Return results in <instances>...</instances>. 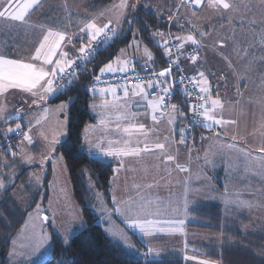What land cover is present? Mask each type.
I'll return each mask as SVG.
<instances>
[{"label":"rangeland","instance_id":"1","mask_svg":"<svg viewBox=\"0 0 264 264\" xmlns=\"http://www.w3.org/2000/svg\"><path fill=\"white\" fill-rule=\"evenodd\" d=\"M24 2L25 0H19V5L22 7ZM92 2L93 0H42L39 8L29 12L26 17V24L0 19V54L11 59H22L25 62H29L31 60L29 58L30 55L32 56V53L35 52L38 41L43 37L44 29L50 28L41 23L43 22L41 20L42 15H49L54 17V19L59 18L57 24L62 27L57 30H66L68 36L74 37L71 42L66 40L63 47V51L69 53L67 59L72 60L79 57L78 49L81 44L88 43L86 35H83L82 38L77 37H81L80 28L89 21L95 22L99 27H103L104 24L111 20L113 21L111 27H115L118 33L123 27L124 18L131 12V7L137 4L146 5L154 10L165 24L170 16L174 17L173 22L182 24H179L181 30L180 33L175 34L176 37L193 35L203 45L202 48L200 47L202 51H199V55L202 52V57L207 59L202 64L205 67L202 71L205 72L209 82L211 78L225 81L229 77L239 80L244 77L245 79H250L255 85L249 87V99L248 97L246 98V103L237 108V123L232 127V130L238 128V133L242 131V138L239 134L238 136H229L233 140L232 144L236 145L233 149L241 148L242 150L243 146V150H248L249 154H245L243 151L240 153L245 154L243 158L238 156L237 160L232 159L231 161H235L240 167L235 172V169L230 166L227 171L236 174L242 172L244 175H248L250 179L257 178L261 183L257 184L249 180L248 185L250 187L244 191L247 195L245 197L243 192L239 193V195H243L242 197L234 192L235 184L233 185L232 183L226 185L229 187L230 192L227 191L222 194L218 192V198L217 195H211V199H208L204 194L208 196L212 192L203 191L204 197H201L200 202L217 203L224 209L234 208L249 215L254 227H264V157L259 152L261 148H264V84L257 87L255 81V78L256 80H264V63H262L264 62V55H262L264 53V41L261 38L262 34H264V0H232L233 9L225 13L209 8L208 0H202L201 6L196 9L189 8L181 0H125L128 7L121 9L119 5L122 0H113L98 12L89 13L87 12V7ZM6 3L7 0H0V9H3ZM121 12L124 13L123 16H121ZM156 32L162 33V30H153L152 36ZM200 33H205L206 35L201 36ZM108 34L112 35L111 32ZM136 34L134 29V38L126 47L121 49L123 52L121 50L118 51L112 61L113 67L120 66L117 60L120 62L124 60L141 61L145 62V65L150 66L151 62L147 61L144 53V49H148V47L143 39L136 36ZM154 40L158 42L159 37H155ZM221 41H223V47H221ZM190 44L187 43L185 46ZM131 45H138V47H131ZM12 52L15 53L14 56H8ZM221 62L233 64L229 66V71H222V68H225L226 65L219 66L221 70H218L213 65L218 66ZM78 68H75L73 72ZM197 71L199 70L196 69ZM53 87H56V80ZM89 89L91 91V87ZM246 89L248 90V87ZM21 91L11 90L6 94H0V107L6 109L8 114L11 113L16 105H18L20 112L15 114L23 113L21 120H18L17 123L21 125L19 137L14 143L17 156L22 164L32 167L28 177V184L30 183L33 188L41 185L46 171V163L49 161L51 162V174L48 182V200L44 202L41 194L34 206L28 211L21 227L11 240L8 258L10 264H42L52 256L51 230L65 243L85 226L79 207L72 196L63 157L60 153L52 150L53 139L56 138L61 141L66 136H61L60 133H66L67 113L71 100L56 103L47 101L52 99L53 96L45 98L38 104H33V99L39 101V97L43 95V89L35 90L37 91L36 97H32L30 93H26L23 90ZM257 92L260 93V98L256 96ZM91 93L93 94L92 91ZM110 95L111 93L108 92L107 97ZM107 97L101 93L100 96L91 98L88 101V110L95 120L87 124L93 126L92 128L86 131L85 126L83 129L84 136H87L88 147H92L93 153L97 155H101V153L96 145L99 144L100 147L107 146V142L112 141L114 138L112 135L116 126L112 124L115 119H113L111 114L116 112L118 108L114 102L115 99L117 98L116 101L120 102L119 99L123 98ZM105 101L108 102V107L106 108L102 107ZM255 101L259 103V108L255 109L252 107L253 104L251 103ZM127 104L124 101L122 105L126 106ZM61 105H65V107L62 108ZM170 105H175V103H170ZM102 119L105 120L104 124L100 123ZM2 121L6 120H0V122ZM16 125L12 126L9 124L3 127L0 130V136L2 135L4 139H7L9 134H4L6 129L9 127L15 128ZM183 126L184 123L182 128ZM24 133H27L31 138V143L25 139ZM180 140L181 135L179 134ZM32 143L38 145V154H34L29 148ZM227 156L230 159V153ZM29 158L31 163L27 162ZM4 163L5 161L2 160V164ZM13 177L14 174L10 173L8 174L9 182L2 181L5 187L13 182ZM5 187L0 188V195ZM94 191L92 206L97 214L98 223L111 240L119 242L126 250L139 253L146 259L159 258L163 251L174 250L182 253L186 263L220 264L217 261L194 253L193 248L188 249L190 244H207L214 239V236L207 231L186 227L188 215L187 212L185 214V209H183L185 207L183 196H179V198L167 196L168 198L163 199H167V207L161 208L158 206V210L151 211L158 213V215L146 217L147 219L159 221H171L173 222L171 227L174 230L154 232L153 235L146 236L138 228L130 227L126 222V216L115 212L113 206L110 208L101 192L95 189ZM12 194L22 206L29 203V193L23 191L21 186H15ZM236 195H238V198H236ZM129 196L133 197L131 192ZM124 200L126 201L118 204ZM130 200L132 199L121 198L117 201L116 206L123 207ZM235 200L245 201L251 206L242 207L236 203H230V201ZM153 201H161V199L157 197ZM38 205L39 211L37 210ZM45 216L47 220L43 219ZM185 220L186 223H184ZM180 221H183L182 225L179 223ZM244 229L246 228L244 227ZM130 232L136 235L139 242L145 246L144 249L139 251L130 236ZM39 235H46L48 239L37 248L36 245L39 243L37 237ZM13 241H15V245ZM150 248L152 249V254H149Z\"/></svg>","mask_w":264,"mask_h":264},{"label":"trees","instance_id":"2","mask_svg":"<svg viewBox=\"0 0 264 264\" xmlns=\"http://www.w3.org/2000/svg\"><path fill=\"white\" fill-rule=\"evenodd\" d=\"M112 1L93 0L87 7V12L96 13ZM146 7L141 4L133 5L131 12L124 18L122 29L115 37L95 43L93 45L95 51L89 54L84 64L76 69L75 78L67 79L71 83L68 84L65 80L60 84L63 85V89L49 100L50 103L71 100L67 113L66 136L55 145L54 151L63 157L72 196L79 207L85 226L74 234L67 244L51 230L52 256L42 264H190L184 261L180 251L174 250L163 251L159 258L146 259L139 253L126 250L122 244L111 240L105 234L92 206L93 191L95 189L101 192L106 204L112 207L110 191L114 163L93 157L82 148V131L87 124L95 120L88 110V101L97 97L89 89L91 80L99 73L101 67L112 62L118 51L132 41L134 29L136 36L143 39L153 56L150 66L143 64L140 69L136 66V71L142 72L146 68L160 69L166 63L164 48L151 34L155 29H160L164 33L166 24L154 10ZM41 20L42 24L52 29L57 30L62 27L57 24L59 18L42 15ZM171 29L174 34L180 33L181 30L177 22L171 25ZM171 103L180 105V109L186 111V120L188 107L182 96L177 92L174 93ZM4 122H0V130L9 124L13 126L18 123V121L9 124ZM203 130L201 126L196 131L195 141L203 135ZM18 137L19 133L9 134L7 139L0 136V180L9 182L8 174H14L13 182L4 188L0 195V264H10L8 252L13 236L39 196L42 194V200L46 202L49 195L51 162L46 163L41 185L33 188L30 183L28 184L32 167L22 164L17 156L14 143ZM32 148L35 154L39 153L38 145L33 144ZM10 151L15 152L16 156L9 155ZM2 160L8 165L7 167L5 163L2 164ZM15 186H21L23 191L29 193L27 205L22 206L13 196ZM187 215L186 227L207 231L214 236V239L207 244H190L188 249L193 248L194 253L220 264H264V227H254L246 213L234 208L224 209L217 203L197 202L188 210ZM130 236L139 251L144 249L145 246L139 242L135 234L130 232Z\"/></svg>","mask_w":264,"mask_h":264},{"label":"crops","instance_id":"3","mask_svg":"<svg viewBox=\"0 0 264 264\" xmlns=\"http://www.w3.org/2000/svg\"><path fill=\"white\" fill-rule=\"evenodd\" d=\"M42 38H40V40ZM39 41L37 47L39 46ZM202 46L203 45L199 43V51H202ZM34 53H32V56ZM14 54L15 53L12 52L11 55L8 56H14ZM262 55H264V53ZM32 56L30 55L29 58H31V60H29V62H33ZM202 56V52H200V59L198 61V65L196 66V69L199 71L205 69L202 64L207 61V59H204ZM57 58L58 57H55L54 59ZM130 61H133L135 67L137 66L139 69L140 66L145 63L141 61L137 62L135 60ZM36 63L39 64L40 62ZM223 64L226 66L225 68H222V71H229L228 68L233 63L221 62L218 66L215 64L213 65L216 66L218 70H221L219 66L222 67ZM129 67H131V65H129ZM188 68L191 70L193 66L189 63ZM47 70L51 71L50 68ZM191 71L194 74L196 72V70ZM255 81L257 87H260L262 86L261 84H264V80H256L255 78ZM210 85L211 88L209 94L205 96V100L209 101L205 107L209 109L210 115H213L216 119L223 118L227 121H235V123H228L220 126L215 125L212 121H206L203 117V135L192 144L179 143V131L185 122L186 116V111L182 112L180 105L175 104L179 108V113L173 112L172 108L169 106L166 111H164L165 115L163 117L159 116L158 122L154 123L151 120L152 110L148 107L147 102L139 96H131V91L134 89V87L128 88L130 98L126 101V103H128L126 106L122 105L125 101L122 89L118 90L115 96L110 92L111 95L109 97H107L108 92L105 93L100 91L98 93H93L97 96H100L101 93H103L107 98L123 97L119 99L122 103L119 101L117 102V98L115 99L114 102L117 104L118 108L116 109V112L111 114L113 119H115L112 124L116 126V129L112 135L114 138L112 141L107 142V146H101V148H119L123 146L125 141H129L131 147L141 148H143L144 144L147 142L151 148L155 143L159 142L165 143V151L175 157V160L168 162L165 159V151L155 149L150 152L141 153V155L138 157H107L103 156L102 154L97 155L93 153L92 147H88V142H85V136L82 131V148L93 157L99 158L106 162L114 163L110 194L112 193V196L115 197L116 201L121 198L132 199L131 201L135 202V204H139L141 200L145 202L150 201L151 203L149 205V209L152 211L158 210V206L161 208L167 207V199L163 200L168 198L167 196H174L178 198L179 196H183L184 200L188 201L187 210H185V214L186 212L188 214V210L195 203L201 201L203 191L212 192L208 196L204 194L206 198L211 199V195H217L218 192L222 194L223 192L225 193L229 191V187L226 185L232 183L233 185L235 184L234 192L238 193V195L239 193L243 192L245 197L247 195L244 191L250 187L248 185L249 180L254 181L257 184L261 183L257 178L250 179L248 175H244L242 172L236 174L227 171L231 166L236 172L240 166L236 164L235 161L232 162L231 160H237L238 156L243 158L245 155L244 153L240 154L243 152L241 151V148H237V150H235L228 147V145L232 144L233 142V140H231L232 138H229V136H238L239 134V136L242 138V131L238 133V128L236 130H232V127H234L237 123V108H239L243 103H246V98L248 97L249 99V87L255 85L250 81V79H245L244 77L241 80L232 79L229 77L225 81L211 78ZM247 87L248 90L246 89ZM11 90L21 91L20 89H9L3 94H6ZM136 91H138V89H136ZM145 91L148 93V100L156 99L149 96L150 89L146 88ZM259 94L260 93L257 92L256 96L259 97ZM211 99L220 100L222 107L213 110L210 102ZM49 100L50 99L47 101ZM251 104H253L252 107L255 109L260 107L257 101L252 102ZM17 106L18 105H16V107ZM15 108L12 109L11 113L9 114L10 116L20 112L18 107L16 109ZM125 113L131 114L128 119L117 118L121 114ZM20 115L23 116V113ZM169 116H174L176 118L174 125L169 123ZM131 124H135L137 126L139 124H143L144 133H146V135L135 131L131 133L124 132L123 129ZM117 125H119V127ZM33 144L36 143L29 145V148L32 152ZM89 148H91V151H89ZM229 153L230 159L227 156ZM177 163L187 168L188 171H179L176 168ZM253 190H255V188H253ZM130 192L134 198L129 196ZM238 195H236V198H238ZM112 196L111 203L113 201ZM239 196L242 197L243 195ZM157 197H159L161 201H153V199ZM125 201L126 200L121 201L118 204H121ZM191 201L193 202L191 203ZM112 206L114 207L113 203ZM183 209H185V207H183ZM184 223H186V220Z\"/></svg>","mask_w":264,"mask_h":264},{"label":"snow or ice","instance_id":"4","mask_svg":"<svg viewBox=\"0 0 264 264\" xmlns=\"http://www.w3.org/2000/svg\"><path fill=\"white\" fill-rule=\"evenodd\" d=\"M184 3L187 4L189 8L196 9L199 8L202 4V0H184ZM42 4V0H25L22 7L19 5V0H7L6 5L3 9H0V19H6L10 20L12 22H20L22 24L27 23V15L30 11L35 10L36 8H39ZM121 9H124L128 7V4L125 2V0H122V3L119 5ZM208 7L214 10H217L220 13L229 12L233 9V2L232 0H208ZM124 13L121 12V16H123ZM171 16L169 17V20L171 21ZM130 23V22H129ZM113 24V21H109L108 23L104 24L103 27L97 26V24L93 21H89L86 23L83 27L80 28V34L82 38L83 35H86L88 38V43L84 44L82 43L80 48L78 49L79 57H77V60H79L80 57L87 58L88 54H91L95 51L93 45L94 43H100L102 41L110 40L115 37L117 34V29L115 27H111ZM59 26H57L58 28ZM111 32L112 35L109 36L108 33ZM201 36H205V33H200ZM153 37H159L158 43L161 47L164 48V54L169 58L171 61V64L169 67L161 70L158 73H153V75L156 77V79L148 78L147 82L144 84L137 83L134 86V89L131 91V96H139L144 101L147 102V105L152 110L151 120L154 123L158 122V115L160 117H163L165 115L164 109L168 108L169 106L172 108L173 112L179 113V108L177 105H169L166 103V100L170 97L172 89L169 86L170 82L167 79H161V78H168L171 76L172 72V65L174 64L181 72L188 71L189 69H180V56L184 55L183 49L185 47L186 43H191L199 47V41L196 40L195 36L188 35L186 37H173L172 40H165L163 33L156 32L153 33ZM74 37L68 36L65 31H59V30H53L52 28L44 29L43 38L39 41V46L35 48V53L32 56L33 62H25L22 59H11L8 58L2 54H0V94L5 93L9 89H21L26 93H30L32 97L37 96V89H43V95L39 97V101L37 99H33V104H38L39 102L45 100V98H51L55 96L60 90L63 89V85H57L56 87H53L54 81L57 79H65L66 77L75 78V72L72 71V69L75 67L77 60L67 59L69 56V53L66 51H63L64 42L67 40L68 42H71V40ZM262 41H264V34H262ZM174 41H178L176 47H177V55L175 58H173L172 52H171V45ZM131 47H138V45H131ZM221 47H223V41H221ZM123 52V50H121ZM144 53L147 57V61H152L153 56L151 52L145 48ZM55 57H60L57 59H54ZM185 59L189 60L190 64L193 66L191 70L195 71L196 66L198 65V61L200 59L199 53L195 50H193L191 53H189L187 56H185ZM36 62H40L37 64ZM90 62V60H89ZM117 63L120 65L118 67H113V63L110 61L108 64L104 65L99 69L100 74H109V75H116L117 73L123 74L127 76L129 72H136L135 64L133 61L130 60H124L123 62H120L117 60ZM131 65V67H129ZM50 68L51 71H48L47 69ZM185 77L181 75L179 77L180 83L182 84L184 82ZM96 80H100V76L98 75L96 77ZM190 82L194 84L202 85L198 89V95L196 97H191V93L187 92V89H185V93L192 99H199L203 101V103L197 105V104H189V111L194 113L195 115H201L204 117L206 121H212L215 125L223 126L228 123H235V121H227L223 118L216 119L213 115H210L209 109L205 107L206 104H208V100H205V96L209 94L211 85L208 80V77L206 76L204 71H197L195 76H192L189 78ZM66 83L70 84V80H66ZM129 83H131V80H129ZM122 88L124 99L127 101L129 97V89L126 86H118ZM158 89L159 95H157V98L154 100H148V93L145 91V89ZM138 89V91H136ZM93 93H95V89H91ZM101 92H111L114 96L116 95L117 88H104L100 89ZM154 95H156L154 93ZM211 105L213 110L216 108L222 107V104L220 100L218 99H211ZM42 106V105H41ZM61 107H65V105H61ZM102 107H108V102L105 101L104 105ZM197 109L200 111L197 112ZM159 110V111H158ZM46 111V109H45ZM158 113V115H157ZM130 113L121 114L118 119H128L130 117ZM182 115V114H181ZM12 117L8 114L7 110L3 107H0V120H10ZM176 118L174 116H169V123L175 124ZM39 123V121H37ZM101 124L105 123V120L100 121ZM119 127V125H117ZM93 126L86 125V131ZM21 129V125L17 124L15 128H7L5 131V135L12 134V133H19ZM126 133H131L133 131L144 133V125L139 124L138 126L135 124H131L128 127H125L123 129ZM188 129L187 127L180 129V135L181 140L180 144H186V140L190 137L187 135ZM25 136V139L28 140L29 143H31V138L28 136L27 133L23 134ZM61 136L66 135L65 132L60 133ZM85 142L87 143V136L84 137ZM167 139V138H166ZM59 141L54 138L52 141V150H55V144H57ZM10 147H12L10 145ZM96 147L100 150V153L103 156L107 157H127V156H140L141 153L150 152L155 150L165 151L166 145L165 143H155L151 148L149 147L148 143L146 142L144 144V147H131L129 141H125L122 147L114 148L110 147L109 149H103L100 147L99 144L96 145ZM229 148H235V144H229ZM89 151H91V148H89ZM244 151L245 154H249L248 150L244 149L241 150ZM262 157H264V148H261L259 150ZM9 155L12 157L16 156L15 152H9ZM47 159V157H45ZM165 159L168 162H171L175 160V157L171 154H168V152L165 151ZM28 163H31L30 158L27 161ZM8 165L5 163V167ZM176 168L179 171H188L187 168L181 166L180 164H176ZM5 187L3 182L0 181V188ZM114 205V211L126 216V222L129 224L130 227L138 228L141 233H143L146 236L153 235L154 232H163V231H172L174 230L171 225L173 222L171 221H159V220H153V219H147V216L152 215H158V213H153L149 210L150 201L145 202L141 200L139 204H135L133 201H128L125 203V205L122 207L116 206L117 201L115 197H113L112 201ZM230 203H236L242 207H250L247 202L235 200L230 201ZM37 210L39 211V205L37 206ZM185 210H187V200H185ZM43 219L47 220V217H43ZM181 225L183 224V221L179 222ZM39 243L36 245V247H40V244H42L44 241L48 239L46 235H39L37 237ZM67 244L68 241H65ZM13 244L15 245V241H13ZM149 254H152V249H149Z\"/></svg>","mask_w":264,"mask_h":264},{"label":"built area","instance_id":"5","mask_svg":"<svg viewBox=\"0 0 264 264\" xmlns=\"http://www.w3.org/2000/svg\"><path fill=\"white\" fill-rule=\"evenodd\" d=\"M184 0H181V2H183ZM180 2V4H181ZM171 21L168 19L166 22V26L164 28V39L165 40H172L173 37H176L175 34L173 33L172 29H171V25L174 23L173 19L174 17H171ZM180 24V23H179ZM182 25V24H180ZM177 43H179L178 41H174L173 44L171 45V52L173 55V58H175V56L177 55ZM193 50L197 51L199 53V47L197 48L196 45L194 44H190L184 47L183 49V53L184 55L180 56V69H189L188 68V64L190 63L189 60L185 59V56H187L189 53H191ZM89 55V54H88ZM87 55V57H88ZM86 58L84 57H80L79 60H77V63L75 65V67L72 69V71L75 70V68L80 67L84 64ZM171 64V61L169 60V58L166 56V63L164 65V67L160 68V69H148L146 68L145 71L142 72H138L136 71L135 73L133 72H129L127 74V76L123 75V74H119L117 73L116 75H109V74H100V72L95 75L92 80H91V84L90 87L91 89H95L96 93L100 92V89H104V88H113L116 87L117 91L122 89L118 86L122 85V86H126L127 88L130 87H134L137 83L140 84H144L147 82L148 78L151 79H156V77L153 75V73H158L161 70L169 67ZM100 76V80L97 81L96 77ZM183 75L185 77L184 82L181 84L179 77ZM195 76V74L189 69L188 71H184L181 72L174 64L172 65V72H171V76L168 78H161V79H167L170 82V87L172 89L171 95L170 97L166 100V103L170 105L172 97L174 95V93H178L182 96V98L187 102V107H188V117L184 122V127H187L188 132L187 135L190 137L189 139L186 140V144H192L193 142H195V137H196V131L202 126V122H203V116L201 115H195L194 118V113L189 111V104H201L203 103V101L199 100V99H192L190 98L186 93H185V89H187L188 93H191V97H196L198 95V89H199V85L198 84H194L192 82H190L189 78ZM69 77H66L65 79H57L56 80V85H60L62 84L65 80H67ZM129 80H131V83H129ZM154 93L156 95H154ZM157 95H159V90L152 88L149 91V96L152 98H157ZM167 109V108H166ZM166 109H164L163 111H166ZM159 111V110H158ZM200 110L197 109V112H199ZM158 115V113H157ZM159 117V115H158ZM202 134L200 133V136Z\"/></svg>","mask_w":264,"mask_h":264},{"label":"water","instance_id":"6","mask_svg":"<svg viewBox=\"0 0 264 264\" xmlns=\"http://www.w3.org/2000/svg\"><path fill=\"white\" fill-rule=\"evenodd\" d=\"M11 117L12 118L10 120H6L4 123L5 124H9V123H12V122H16V121L20 120L21 115L20 114H14Z\"/></svg>","mask_w":264,"mask_h":264}]
</instances>
